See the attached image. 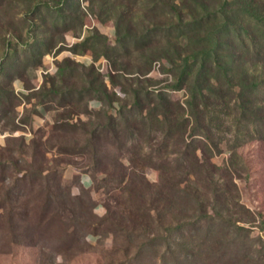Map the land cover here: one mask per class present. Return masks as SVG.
Masks as SVG:
<instances>
[{"label":"trees","instance_id":"obj_1","mask_svg":"<svg viewBox=\"0 0 264 264\" xmlns=\"http://www.w3.org/2000/svg\"><path fill=\"white\" fill-rule=\"evenodd\" d=\"M162 1L154 0L151 10ZM211 1L203 3L202 16L189 21L180 17L166 29L157 27L136 38V47L141 48L161 39L167 40L168 48L160 55L150 56L149 60L151 63L160 56L166 57L172 70L179 71L172 86L188 87L190 98L185 104L167 98L163 89L144 91L141 88L135 89L132 104H124L115 92H109L106 83L99 86L92 79L90 87L81 91L76 102L84 101L86 106L91 103L93 108L101 105L98 113L86 109L89 114L97 113L99 122L90 119L82 124L66 120L54 124L47 141L54 133H69L81 128L85 137L82 144L54 143L51 146L57 147V153L84 156L92 185L100 179L97 188L121 191L116 196H108L106 217L96 219L91 212L95 206L85 205L83 200L85 206H81L80 212L66 204L67 197H80H71V186L63 184L60 175L52 178L57 166L49 167L53 163L52 159H46L50 147L41 136L40 140L32 142L33 156L36 160H39L38 155L41 157L38 164L17 167L11 160L0 161V184L9 178L6 171L13 163L17 172L23 173L15 177L0 196V230L8 229L15 241L22 237L33 241L36 235L47 238L48 230H56L55 234H61L66 247L70 248L79 247L80 242L85 244L86 236L98 238V225L107 223L120 232H129L131 239L146 238L142 248L157 249L165 245L166 252H162L165 264H178L182 258L188 263H198L204 253L199 236L204 227L216 234L224 228L230 230L236 223L232 217L225 218L221 212L212 214L207 206L210 194L215 203L227 206L225 194L229 188L225 186L233 182L235 171L231 165L238 157L236 146L241 143L237 140L264 141V3L234 0V3H222L219 8L210 10ZM171 8L175 13L179 12L176 6ZM234 20L242 24L233 26ZM163 31L160 36H154ZM117 41L126 47L131 42L127 34L121 32ZM40 63L41 59L34 60V66ZM146 70L148 72L150 67ZM88 91L94 96L89 97L91 101L85 99ZM142 94L146 98H142ZM65 99L74 100L73 97L63 98L61 103L64 104ZM10 102L13 104L12 99ZM74 114L71 111L68 117ZM228 132L233 133L236 141L230 148L231 162L222 168L212 163L211 158L220 153V143ZM149 167L159 171L157 182L145 177ZM219 170L229 182L214 181V174ZM82 185L88 189L84 182ZM134 194L143 201L136 204L132 199ZM186 196L191 197L203 213L189 222L162 226L163 210ZM52 204L53 209L49 210ZM153 211L159 216L158 230L163 229V234H155L150 227ZM129 223L134 224L131 229L126 226ZM187 228L190 230L183 232ZM174 239L179 241L174 242ZM44 248L40 244L42 252ZM156 253L161 252L157 250Z\"/></svg>","mask_w":264,"mask_h":264},{"label":"rangeland","instance_id":"obj_2","mask_svg":"<svg viewBox=\"0 0 264 264\" xmlns=\"http://www.w3.org/2000/svg\"><path fill=\"white\" fill-rule=\"evenodd\" d=\"M206 1L211 0H163L151 10L154 0H0V98H3L0 101V161L11 160L17 167L27 163L36 165L41 157L38 155L39 160H36L33 156L32 142L40 140L41 136L47 141L55 122L70 120L83 124L90 119L99 122L96 114L101 105L93 108L91 103L86 106L84 101L76 102L81 91L90 87L92 79L99 86L106 83L109 92H115L124 104H132L135 89L139 88L144 91L163 89L167 98L185 104L190 98L188 87L172 86L179 71L172 70L166 57L160 56L151 63L149 60L150 56L160 55L168 48L167 40L161 39L144 48L136 47L135 42L157 27L166 29L177 23L180 17L189 21L202 16ZM226 2L234 3V0H212L210 10ZM256 2L261 4L264 0ZM240 23L234 20L233 26L239 27ZM120 32L127 34L131 41L127 47L117 41ZM35 59H41V63L34 66ZM87 59L93 62L85 65L83 61ZM147 67H150L148 72ZM87 93L85 99L91 101L92 92ZM71 97L74 100L65 99L64 104L61 103L63 98ZM142 98L146 95L142 94ZM87 107L97 113H87ZM8 109L10 113L6 112ZM71 111L75 114L69 118ZM82 130L54 133L47 141L50 148L46 159L53 160L49 167L57 166L52 178L60 175L62 183L71 186V197H80H67L66 204L80 212L83 200L85 205L95 206L91 212L96 219H103L108 212L105 207L110 201L108 196H116L121 191L97 188L100 179L85 189L81 176L89 175L85 166L87 159L79 155H60L57 147L51 146L54 143L82 144L85 138ZM242 140H237L241 142L235 149L238 157L231 165L235 171L233 182L225 186L229 188L225 194L227 206L215 203L212 194L207 206L208 212H221L236 223L219 234L210 233L204 227L199 233L204 253L195 264H264V141ZM235 141L233 133L228 132L220 143V153L214 154L211 162L222 168L231 162L230 148ZM23 142L26 143L23 145ZM13 164L6 171L9 178L0 184V196L15 177L23 174L18 173ZM222 173L219 170L214 174V181L226 183L228 178ZM144 175L151 182L159 179V171L152 167L146 168ZM134 195L132 199L136 204L143 201L138 194ZM50 208L53 209V204ZM163 211L162 226L189 222L203 213L189 196L180 197L176 204ZM153 216L152 231L163 234V229L158 230L161 224L155 211ZM98 226V238L86 236L85 244L80 242L79 247L70 248L66 247L61 234H55L56 230H48L47 238L36 235L33 241L23 237L15 241L8 229L0 230V264H165L166 259L162 258L165 245L157 249L142 248L146 242L143 236L131 239L129 232H120L107 223ZM126 226L131 229L134 224ZM239 226L243 228H237ZM189 228L183 232H188ZM40 244L45 246L43 252ZM157 250L161 252L159 255ZM178 264L192 263L182 258Z\"/></svg>","mask_w":264,"mask_h":264},{"label":"crops","instance_id":"obj_3","mask_svg":"<svg viewBox=\"0 0 264 264\" xmlns=\"http://www.w3.org/2000/svg\"><path fill=\"white\" fill-rule=\"evenodd\" d=\"M89 177L87 175H83L81 176V181L84 182V184H86V186L89 188L92 186L90 179H88Z\"/></svg>","mask_w":264,"mask_h":264},{"label":"built area","instance_id":"obj_4","mask_svg":"<svg viewBox=\"0 0 264 264\" xmlns=\"http://www.w3.org/2000/svg\"><path fill=\"white\" fill-rule=\"evenodd\" d=\"M83 62L91 63V62H93V60L87 59V60H85V61H83ZM81 182L83 183V181H81Z\"/></svg>","mask_w":264,"mask_h":264}]
</instances>
